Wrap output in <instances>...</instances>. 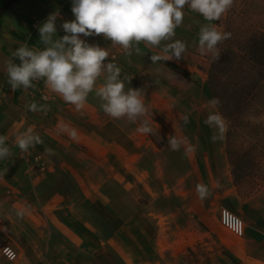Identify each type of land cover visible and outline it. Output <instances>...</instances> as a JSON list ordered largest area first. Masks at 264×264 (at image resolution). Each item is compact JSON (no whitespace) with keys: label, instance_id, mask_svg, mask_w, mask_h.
Wrapping results in <instances>:
<instances>
[{"label":"crops","instance_id":"crops-1","mask_svg":"<svg viewBox=\"0 0 264 264\" xmlns=\"http://www.w3.org/2000/svg\"><path fill=\"white\" fill-rule=\"evenodd\" d=\"M50 2L39 5L36 28L1 53L4 67L22 44L43 50L38 26L50 13H59L57 29L75 19L72 0ZM208 24L221 31L217 21H207L185 6L183 23L173 38L187 46L178 62L152 63V53L160 54L167 42L151 51L141 43V54L133 50L129 56L103 34L81 35L88 43L106 48L108 61L115 57L112 62L121 68L125 92L141 90L148 110L142 119L149 121L154 134L138 132L140 120L114 119L103 111L96 90L103 86L104 75L79 111L51 92L43 80L9 94V102L0 108V135L7 137L11 150L8 158L0 160V245L11 243L18 257L7 262L0 255V264H182L179 255L186 246L217 231L213 211L217 191L228 188L230 194H237L225 150L226 130L222 140L213 142L210 138L218 132L204 124L209 113L219 111L209 101L202 105L205 109L195 103L198 114L191 116L184 111L186 103L160 94L176 90V83L163 82L170 69L181 77L204 74L202 85L212 100L207 77L213 58L198 50L200 27ZM65 34L56 33L54 39ZM2 74L6 77L4 68ZM146 92H155L154 97L148 99ZM31 103L47 105L49 110L30 111ZM29 128L42 140L31 149L47 164L44 173L28 164L16 145V136ZM172 137L181 141L178 151L168 146ZM198 184L208 189L203 199ZM122 235L134 239L128 237L123 243L118 238ZM246 236L247 246L260 247L253 258L264 264V243H260L264 229H249Z\"/></svg>","mask_w":264,"mask_h":264},{"label":"clouds","instance_id":"clouds-1","mask_svg":"<svg viewBox=\"0 0 264 264\" xmlns=\"http://www.w3.org/2000/svg\"><path fill=\"white\" fill-rule=\"evenodd\" d=\"M232 4L233 0H72L71 11L75 19L63 22L62 28L66 34L54 39L59 13H50L38 26L43 50L29 48L27 44L17 47L4 67L7 82L12 90L21 87L27 90L33 87V81L43 80L51 92L79 111L94 90L97 79L104 75L103 86L96 90V95L103 101V111L114 119L126 118L129 122L140 120L141 126L137 131L154 134L149 121L142 119L148 110L141 99V90L130 88L125 92V85L120 79L121 68L112 62L115 57L106 63L110 57L108 50L88 43L81 35L87 38L103 34L113 46L119 45L129 56L133 50L141 54V43L151 51L160 47L162 42H167L163 44L160 54L152 53V63L178 62L184 59L187 46L181 40L173 41V38L175 29L183 23L185 6L207 21H219ZM230 38L231 33L219 31L216 25L201 26L198 50L202 55L211 53L213 60L218 61L221 54L217 45ZM15 59L19 63H15ZM209 103L216 105L219 100L213 98ZM28 108L33 112L46 113L49 110L47 105L38 106L36 103H31ZM184 120L187 123V117ZM204 124L217 130L218 134L214 132L210 138L213 142L224 138L225 123L218 112L209 113ZM6 140V136L0 135V160L11 155ZM40 143L41 138L31 128L16 136V145L22 152H28L29 148ZM180 145L181 141L175 137L168 139L171 150L178 151ZM197 193L201 199L209 194L207 187L200 184L197 185ZM17 215L22 216L23 213ZM225 222L228 223L227 220ZM3 251L9 259H14L15 254L9 247Z\"/></svg>","mask_w":264,"mask_h":264},{"label":"rangeland","instance_id":"rangeland-1","mask_svg":"<svg viewBox=\"0 0 264 264\" xmlns=\"http://www.w3.org/2000/svg\"><path fill=\"white\" fill-rule=\"evenodd\" d=\"M6 1L0 0V6ZM42 3L51 2L18 0L7 16L5 12L0 17V108L7 105L10 100L9 94L14 92L2 74L4 62L1 53L12 48L30 28H36L40 22L38 8ZM217 23L221 26V32L231 33L230 39L217 45L218 52L221 54L226 49H231L237 54L236 62L242 65L236 70L229 71L226 77L229 87L233 88L238 84L244 87L241 111L233 117L230 116L229 122L226 121V126L229 125L226 147L232 161L239 163L241 177L234 185L237 187V194H230L228 188L217 191L219 195L213 205L218 220L217 231L192 241L182 250L179 260L182 264H248L247 260L250 259L249 264H260L253 258L260 247L247 246L246 233L256 227L264 229V77L260 76L259 68L251 67L250 63L247 64L239 57L244 55L250 38L261 35L260 33L264 35V0H233L231 8ZM62 24H59L56 31L58 36L64 33ZM205 55L212 57L211 53ZM204 79L205 76L201 73L181 77L169 69L166 75H163V82L169 85L176 83L174 84L176 90L162 91L160 94L172 102L175 100L177 103H186L184 111L195 116L198 114L196 105L205 109L206 106L202 108V105L211 100L208 88L202 85ZM252 87L255 89V95L248 97L245 91ZM154 94L155 92L145 93L148 99L154 97ZM222 205L244 219L245 228L242 236L233 235L220 224L217 210ZM128 237L134 239L131 235H122L118 238L124 243ZM1 257L4 258L2 255Z\"/></svg>","mask_w":264,"mask_h":264},{"label":"trees","instance_id":"trees-1","mask_svg":"<svg viewBox=\"0 0 264 264\" xmlns=\"http://www.w3.org/2000/svg\"><path fill=\"white\" fill-rule=\"evenodd\" d=\"M18 0H7L0 6V17L2 14L10 8ZM255 35L249 39L247 46L245 47L244 55L239 57L248 63L251 67L259 68L260 76L264 77V35ZM237 54L231 49H226L221 53L218 61L212 60L207 77V83L211 93L212 99L218 98L219 104L216 107L219 113L229 122L230 116L238 114L242 109V100L244 99V87L238 84L236 87H229L226 82V77L229 71L236 68H240L242 65L236 62ZM240 66V67H239ZM231 89V90H230ZM255 89L250 88L245 91V94L249 96L255 95ZM261 92V91H260ZM231 120V119H230ZM229 125L226 126L225 137V150L227 154L228 163L230 165V172L232 176V183L235 185L238 178L241 177V169L238 167L239 163H234L230 158V152L226 143ZM236 187V186H234ZM237 188V187H236Z\"/></svg>","mask_w":264,"mask_h":264},{"label":"built area","instance_id":"built-area-1","mask_svg":"<svg viewBox=\"0 0 264 264\" xmlns=\"http://www.w3.org/2000/svg\"><path fill=\"white\" fill-rule=\"evenodd\" d=\"M23 154H24L26 162H28V164L36 167L37 170L40 171V173H44L46 171L47 164L45 163V161L43 160L42 156L39 153H37L33 149L29 148L28 152H23ZM217 215H218V218L220 220L219 221L220 224L224 228H226L229 232H231L235 236H242L243 235L244 228H245V221L241 217L234 214L228 208L223 207V205L218 208ZM226 220L228 221V223L225 222ZM237 220L239 221V223H236ZM230 224H231V226H229ZM5 247H9L12 250V252L15 254L14 259H9L4 254L3 249ZM0 253L8 261L17 260V257H18V253H17L16 248H14L12 246V244L9 242H4L0 245Z\"/></svg>","mask_w":264,"mask_h":264}]
</instances>
